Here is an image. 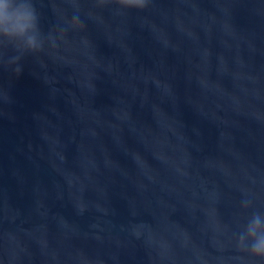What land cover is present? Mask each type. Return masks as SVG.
<instances>
[{"label": "water", "instance_id": "water-1", "mask_svg": "<svg viewBox=\"0 0 264 264\" xmlns=\"http://www.w3.org/2000/svg\"><path fill=\"white\" fill-rule=\"evenodd\" d=\"M34 3L43 49L0 63V264H264L238 245L264 212V0Z\"/></svg>", "mask_w": 264, "mask_h": 264}, {"label": "clouds", "instance_id": "clouds-1", "mask_svg": "<svg viewBox=\"0 0 264 264\" xmlns=\"http://www.w3.org/2000/svg\"><path fill=\"white\" fill-rule=\"evenodd\" d=\"M101 3L106 0H100ZM123 8L143 9L148 0H115ZM73 27H83L78 16H73ZM45 37L39 25V14L34 0H0V63L16 65L15 72L20 73L21 57L25 53H36L43 49ZM8 49L14 55L4 59ZM249 202L244 203L248 207ZM250 243H247L249 242ZM238 245L247 249L253 256L264 258V212H254L244 230L238 235Z\"/></svg>", "mask_w": 264, "mask_h": 264}]
</instances>
